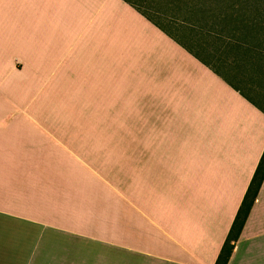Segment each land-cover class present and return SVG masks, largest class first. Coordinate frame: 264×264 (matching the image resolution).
I'll return each mask as SVG.
<instances>
[{
    "label": "crops",
    "instance_id": "crops-1",
    "mask_svg": "<svg viewBox=\"0 0 264 264\" xmlns=\"http://www.w3.org/2000/svg\"><path fill=\"white\" fill-rule=\"evenodd\" d=\"M181 15L153 0H0L1 123L16 64L71 106L110 98L112 80L122 92L133 145L114 264H214L264 150V3ZM228 264H264V181Z\"/></svg>",
    "mask_w": 264,
    "mask_h": 264
},
{
    "label": "rangeland",
    "instance_id": "rangeland-1",
    "mask_svg": "<svg viewBox=\"0 0 264 264\" xmlns=\"http://www.w3.org/2000/svg\"><path fill=\"white\" fill-rule=\"evenodd\" d=\"M14 72V114L0 122V264H114L122 146L133 145L117 81L110 98L71 106V91H40Z\"/></svg>",
    "mask_w": 264,
    "mask_h": 264
},
{
    "label": "trees",
    "instance_id": "trees-1",
    "mask_svg": "<svg viewBox=\"0 0 264 264\" xmlns=\"http://www.w3.org/2000/svg\"><path fill=\"white\" fill-rule=\"evenodd\" d=\"M157 4L172 9V12L178 15L190 14L192 8L199 3H224V2H238V3H264V0H153ZM182 16V15H181ZM264 181V150L260 157V160L256 166L254 174L250 180L248 188L241 201L239 209L234 217L230 230L224 240V243L220 249V252L216 258L214 264H228L232 252L234 250L235 243L238 241L246 220L250 214L252 206L256 200V197L260 191V188Z\"/></svg>",
    "mask_w": 264,
    "mask_h": 264
}]
</instances>
